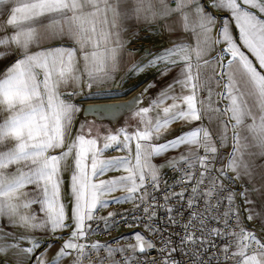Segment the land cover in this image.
Listing matches in <instances>:
<instances>
[{
  "label": "snow or ice",
  "instance_id": "obj_1",
  "mask_svg": "<svg viewBox=\"0 0 264 264\" xmlns=\"http://www.w3.org/2000/svg\"><path fill=\"white\" fill-rule=\"evenodd\" d=\"M6 2L7 0H0V4ZM11 2L14 6L6 25L13 30V34L0 38V45H16L21 58H17L0 73V217L9 219L10 223L23 228L25 232H55L67 227H72L73 230L50 261L46 258L47 249L44 253L37 254L43 245L34 236L20 238L30 242L27 248H20L19 243H0V253L15 249L19 264H24V257L34 259L35 264H62L72 254H75L73 264H80V258L85 255L88 247L92 250L104 248L112 253L113 249L106 244L102 246L97 242L88 245L79 241L90 232L89 221L107 220L115 215L109 212L108 217H96L94 213L106 206L105 194L117 189H123L126 194L123 200L113 197L115 202H133L136 210L143 205V215L134 219L143 222L150 232H162L163 229L153 226L157 208L164 209L167 224H178L179 221L172 215L175 206L165 207L156 201L154 193L159 192L162 187L160 169L164 166L177 169L184 162L193 168L199 165L201 169L200 179L192 187V195L186 202L187 209L191 210L190 217L182 225L184 231L179 236V246L174 245L172 234L167 239L161 236L162 246L157 259L161 260V264H176L172 260V253L191 245L195 251L189 250L188 255L193 264H204L203 251L215 247L208 237L237 235L227 231V220L238 211L231 207L233 196L230 192L226 197H221L220 193L227 192V189L217 178L212 180L210 187H202L213 171L212 163L216 159L218 146L223 147L229 130V123L221 121L219 138L214 140V136L218 134L212 130L211 123L205 125L204 121L212 122L214 114L229 116L233 121L230 126L234 147L229 154L227 169L240 178L250 180L256 179L258 168L264 169V165L255 163L256 158L264 159V73L260 71L264 70V18L259 15L264 14V0L211 2L210 7L230 13V16L220 18L222 23L217 37L211 41L213 46L221 43L226 45L213 58L221 71L209 81L210 83L211 79H215L219 85L226 78L223 91L219 94L221 99L228 101L223 108L211 106V88H208V97L201 98L205 85L200 81L199 68L202 65L199 62L205 55L203 45L211 40V29L216 26L217 17L205 11L200 0H176L175 8L167 7L166 0ZM157 2L163 5L162 9L155 8ZM192 4L196 6L189 11V5ZM172 13L179 14L180 27L186 32H192L196 45L193 47L185 41H175L171 47L155 54L146 64L137 62L130 66L129 71L137 74L147 67H155L160 63L165 65L157 80L149 82L143 93L125 102L132 105H138L144 93L150 88H156L159 79L179 68L177 76L162 87L155 98H149L151 103L148 106L138 107L134 113L139 118L136 130L129 132L127 127H121L115 134L110 132L103 137L99 134L93 136L92 128L88 127L85 133L86 125L82 123L77 134L65 147L72 120L80 108L61 98L65 95L61 88L73 87L74 90L67 95L74 96L78 94L75 88L82 85L90 88L111 79L121 66L126 43L120 37L123 20H149ZM45 20L48 21L47 24L44 23ZM232 22H235L239 30V43L229 30ZM4 27L5 24L0 22V28ZM55 34L67 35L75 42L73 47L46 48L36 52L30 50V45L42 43ZM242 47L255 57L260 70L249 55L241 50ZM15 54L10 47L0 49V62ZM225 56L229 57L226 63L223 60ZM80 60L83 61L82 68ZM208 63L209 61L204 60L203 66ZM166 101L171 103H165ZM152 112L156 115L151 116ZM177 122L189 125L193 122L200 123L171 139L156 143ZM101 139L104 142L98 148L97 143ZM113 147L127 150L128 155L101 158L104 150ZM57 149L61 150L59 154H49ZM182 149H187V152ZM201 149L204 155L198 154ZM176 150H181L180 155L167 160L166 165L156 166L151 163L153 157ZM69 157L73 161L69 185L72 198L70 215L66 213V205L62 203L61 179L63 162ZM121 168L126 175L98 179L105 172ZM215 171L218 177L226 174L225 169ZM260 178L264 180V173H260ZM193 180L191 172H184L185 184ZM28 185L33 186L30 192L25 191ZM148 187L152 188V192L147 191ZM185 191L186 189L166 192L162 199L165 202L178 199V209L182 215ZM242 195L247 196L246 193ZM201 199L204 200L208 215L196 210ZM213 199L215 204L212 203ZM223 199H227L229 207L225 212L219 213L218 208ZM37 204L42 216L34 209L22 211ZM253 218H256L255 213L250 211L249 219ZM69 219L71 224L66 222ZM213 220L222 223L224 228L209 229L207 222ZM197 225L200 226L199 233ZM0 236L7 238L6 233H0ZM134 238L136 243L127 246L133 253L144 254L149 249H156L155 243L142 233H134ZM206 242L210 246L208 249H205ZM253 244L256 246L255 250L247 254ZM237 248L238 251L232 253L237 258V264H264V242L255 233L241 229ZM223 252H229L228 246L223 248ZM127 261H131V264H144L143 261L134 260L132 256H128ZM111 264H115V260ZM147 264H156V260L148 261Z\"/></svg>",
  "mask_w": 264,
  "mask_h": 264
},
{
  "label": "crops",
  "instance_id": "obj_2",
  "mask_svg": "<svg viewBox=\"0 0 264 264\" xmlns=\"http://www.w3.org/2000/svg\"><path fill=\"white\" fill-rule=\"evenodd\" d=\"M212 0H200V3L203 4L204 10L211 12L214 16L217 17L216 26L211 29V40L207 44H204L205 55L202 57L199 62L202 66L199 68L200 81L205 85V90L201 93V98L208 97V88H211L213 95L211 96L212 107H221L223 108L227 105L228 101L226 99H221L219 94L223 91V83L221 81L218 85L215 79L210 78L214 77L215 74L221 71L219 65L216 61L213 60L216 57L217 52L226 47L225 44H216L212 45L211 41L215 40L217 37V31L222 23L220 18L230 16V13L226 10L222 11L217 8L210 7ZM167 7L175 8L176 0H166ZM14 5L11 0H7L5 4H0V22L5 24L4 28H0V38L10 37L13 34V30L7 27L6 21L10 16L11 8ZM196 5H189V11L194 8ZM147 7V6H146ZM163 5L160 3H155L156 9H162ZM121 11H124V8H121ZM256 11V10H253ZM264 18V14H259ZM45 24L48 23L47 20L44 21ZM121 28L123 31L120 33V37L126 43L124 45L122 57H121V66L117 72H115L111 79L105 80L102 83L94 84L92 87H87L82 85L81 87L75 88V91L78 93L74 96H68L67 93L73 91V87L61 88V91L65 93L61 98L67 102H71L80 108V111L75 113V116L71 124V132L65 141V147L74 136L77 134V130L80 129L81 124H85L86 127L84 132L87 133L88 127L92 128V135L96 136L99 134L101 137L108 135L110 132L115 134L117 130L121 127H127L129 132L136 130L139 125V118L134 116V113L138 110V107H146L151 103L149 98H155L157 92L169 83L174 77L177 76L179 68L173 69L170 74L162 79L157 81L156 88H150L146 93H144L143 99L138 103V105L126 104L123 103L121 106L117 107L114 111L110 106L111 102L114 99H124L127 95L136 96L139 93H143L144 89L147 87V84L151 81L157 80V77L160 71L164 68V63H160L155 67L144 68L143 71H140L137 74H132L129 71V68L132 64L139 62L140 64H146L148 60L160 52L162 49L169 48L172 46L175 41H185L188 44L195 47L196 38L191 31H184L180 27V16L178 13H172L170 15H161L155 19L149 20H136L135 18L123 20L121 22ZM67 26L65 25V31ZM229 30L233 34V38L239 43V30L237 29L235 22L230 24ZM74 41L70 39L67 35H50V38L44 40L42 43H36L30 45V50L32 52L40 51L46 48H71L74 45ZM10 47L13 52L16 54L11 56L8 59H4L0 62V73H3L4 70L10 66L17 58H21V53L17 51L16 45H0V49H5ZM91 50V49H89ZM243 51L249 55V58L253 60L254 64L257 66L258 63L255 61V57L251 56L247 52V49L242 47ZM77 58L79 59V53H77ZM228 56L223 58L226 63ZM207 60L209 63L206 66H203V61ZM193 62L195 64V56H193ZM83 61L80 60V67L82 68ZM195 71V68H194ZM264 73V70H260ZM42 79V77H41ZM105 95L118 96L120 98H110V99H98ZM133 96V97H134ZM94 101L95 106L105 110L107 113L94 108L87 109L86 103ZM165 103H171V101H166ZM151 116H155L156 113H150ZM215 119L212 122L207 120L204 121L205 125L211 123L212 130L215 131L219 138V133L221 131V121H226L229 123V130L226 134V141L222 147L221 159L224 160V165L227 173L233 178L236 183L239 185V198L243 206V214L247 220L254 228V232L264 239V180L260 178V173H264V169H257V177L255 180H250L248 178H240L230 169H227L226 166L229 164V154L233 152V139H232V129L231 124L233 121L230 120L229 116L223 114H214ZM200 122H193V124H184V123H174L171 125V130L159 141L156 143H162L164 140L171 139L173 136L178 135L182 131H187L192 127L198 126ZM122 138V137H121ZM103 140H99L97 147H102ZM134 150V144L132 145ZM187 152V149H182ZM61 150L57 149L55 151H50L49 154H59ZM181 150L169 151L165 155L153 157L151 163L156 166L166 165V161L172 157H178ZM134 154V153H133ZM128 155L127 150H119L116 147L109 148L104 150L101 158L109 159L113 157H120ZM72 158L69 157L66 161L63 162V171L61 173V179L63 181L62 185V203L66 205V213L70 215L72 207V198L70 195V177L72 173ZM255 163L257 165H264V159L256 158ZM165 167V166H164ZM162 167L161 169H163ZM160 169V170H161ZM14 171L15 169L12 168ZM127 173L123 168L118 170H112L105 172L98 179H109L112 177H119L121 175H126ZM31 185L26 186L25 191L30 192L32 190ZM246 193L247 196L242 195ZM125 191L123 189H117L116 191L109 192L105 194L104 199L106 201L112 200L113 197H118L120 200H123L125 196ZM36 210L38 215H43L38 212L39 205H31L29 209H22V211H31ZM255 213L253 219H249V212ZM68 224H71L72 221L69 219L66 221ZM72 227H67L63 229H57L55 232L32 230L30 232H25L21 227H18L9 222V219L0 217V233H6L7 238L0 236V243L5 245H12L19 243L20 248H27L30 246V242L27 239H20L25 236H34L36 240L42 242V247L38 250V253H44L45 249L46 258L50 261L57 253L58 249L64 243L65 240H68L72 232ZM49 244L51 247H49ZM238 248L236 249V252ZM24 264H35L34 259L29 260L27 257L23 258ZM0 264H19V260L15 255V249H9L6 253H0ZM62 264H72L69 258H65L62 261Z\"/></svg>",
  "mask_w": 264,
  "mask_h": 264
},
{
  "label": "built area",
  "instance_id": "obj_3",
  "mask_svg": "<svg viewBox=\"0 0 264 264\" xmlns=\"http://www.w3.org/2000/svg\"><path fill=\"white\" fill-rule=\"evenodd\" d=\"M127 96V95H126ZM125 96V97H126ZM104 99L110 98H120L118 96L105 95ZM218 137L214 136V140H217ZM222 147L218 146V152L216 154V159L212 163L213 171L209 173L208 178L205 182L204 188L210 187L212 180L217 178L220 183L224 185L227 189V192L220 193L221 197H226L230 192L233 196L231 207L238 210L234 215H232L227 220V231L229 233H236V236H224V237H208V240H211L215 245L214 248L210 250L203 251V262L204 264H209L211 259V264H237V258L232 256L233 252H236L237 249V239L241 233V229H244L246 232H254V228L247 220L243 214V206L239 198V185L236 181L231 178L227 173L224 165V160L221 159ZM199 155H204L203 150L201 149L198 153ZM216 169H225L226 174L223 177H218ZM201 169L199 165L196 167H189L188 164L181 162L177 169H173L165 166L160 170L161 179V190L154 193L156 196V201L159 204L165 205V207L175 206L172 215L179 221L178 224H167V216L163 208H157V215L153 220V226L163 229L162 232H150L144 225L143 222L134 219L137 216L143 215V205L139 210H136L133 202H115L113 199L108 200L106 206L100 207L95 211L96 217H108L109 212L115 213L114 216L108 218L107 220L95 219L89 221L90 232L82 238L79 242L90 245L91 243H99L100 245H108L113 249L112 253H108L106 249L101 248L100 250H92L90 247L85 249V255L80 258V264H111L112 260H115V264H131V261H127L128 256H132L134 260L143 261L144 264H147L148 261L156 260V264H161V260L157 259L159 257V248L162 246L161 236L163 235L165 239L168 238L169 234H172V239L175 246H179V236L183 235L184 223H187L190 217L191 210L187 209L186 202L188 197L192 195V187L200 179ZM184 172H191L194 175V180L185 184L184 182ZM179 181V183H175ZM166 182V184H165ZM172 186V187H168ZM185 198L183 203L185 208L183 214L178 209V199H174L168 202H165L162 197L166 192H180L185 190ZM147 191L152 192V188L148 187ZM138 195V194H137ZM151 202V201H149ZM213 204L216 203L215 199L212 201ZM229 207L227 199H223L221 206L218 208L219 213L225 212ZM201 211L204 215H208L205 212V203L201 199L197 209ZM147 218L145 217V220ZM209 229L214 227L224 228V225L218 221H209L207 222ZM200 226L197 225V232L199 233ZM142 233L148 240L152 241L156 245V249H149L144 254L133 253L127 246L135 244L134 233ZM256 234V233H255ZM257 238L264 242V239L256 234ZM228 246L229 252L225 254L223 248ZM210 246L205 244V249H208ZM255 245L253 244L251 248L247 250V254H251L255 250ZM116 249L121 251L117 252ZM189 250L195 251V249L188 245L187 247H181L178 251L172 253V260L176 264H193L192 259H190L188 252ZM227 255V259L225 256ZM75 254L69 255L68 258L73 264V259ZM106 257V258H105ZM218 257V259L213 258Z\"/></svg>",
  "mask_w": 264,
  "mask_h": 264
},
{
  "label": "water",
  "instance_id": "obj_4",
  "mask_svg": "<svg viewBox=\"0 0 264 264\" xmlns=\"http://www.w3.org/2000/svg\"><path fill=\"white\" fill-rule=\"evenodd\" d=\"M133 96H134L133 94H132V95L129 94L128 96H126V97L122 100V102H118V101L114 102V103H115V104H114L115 108H114L113 110H111L110 112L114 111V110H115L118 106H120L121 104L130 101V100L133 98ZM90 105L93 106V107H89ZM86 107H87V109L94 108V109L101 110V111H103V112L106 113V114H109V113H110V112L107 113L105 110L99 108L98 106H95L94 101H91V102L89 101V102H87V103H86Z\"/></svg>",
  "mask_w": 264,
  "mask_h": 264
},
{
  "label": "bare ground",
  "instance_id": "obj_5",
  "mask_svg": "<svg viewBox=\"0 0 264 264\" xmlns=\"http://www.w3.org/2000/svg\"><path fill=\"white\" fill-rule=\"evenodd\" d=\"M98 99H104V98H98ZM122 100H123V99H116V100L114 99V101H112L111 104H110L111 108H112V109L115 108V106H114L115 103H114V102H116V101H118V102H122ZM120 106H121V105H120ZM120 106H119V107H120ZM98 111H99V110H98Z\"/></svg>",
  "mask_w": 264,
  "mask_h": 264
}]
</instances>
